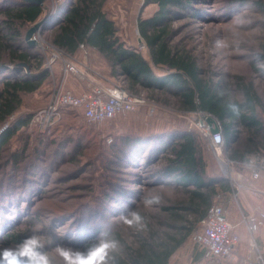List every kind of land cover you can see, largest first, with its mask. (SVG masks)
<instances>
[{
  "label": "rangeland",
  "instance_id": "1",
  "mask_svg": "<svg viewBox=\"0 0 264 264\" xmlns=\"http://www.w3.org/2000/svg\"><path fill=\"white\" fill-rule=\"evenodd\" d=\"M73 1L45 0L43 15L23 31L24 43L45 56L43 68L49 75L40 89L23 95L16 113L0 125L1 136L18 121L30 117L0 151V251L16 249L27 238L37 236L45 242L41 251L50 254L53 264H65L55 252L57 247L87 253L100 240H110L117 242V248L110 253L109 264H116V256L125 255L127 247H139L140 239L148 237L151 230L166 231L161 224L165 215L161 206L168 198H175L176 193L161 184L167 181L159 172L162 161H156L162 141L169 133L180 130H195L203 136L201 130L209 116L222 124L207 112L179 111L175 97L146 88H138V96L144 102L114 118L90 121L81 108L64 106L60 114L52 115L47 122L37 119L38 112L58 91L79 94L90 90L87 83L91 87L126 83L123 76L112 75L108 63L95 52L66 56L84 71L80 76L64 68L62 58L49 64L54 48L51 27ZM257 1L195 0L192 8L200 14H183L175 21L173 26L178 32L172 42L190 50L205 75L220 81L234 96L241 97L236 90L239 79L253 81L263 101L259 113L264 120V12L257 7ZM15 2L18 0H0V9ZM104 8L115 20L121 38L138 46L137 41L142 38L139 16L153 14L157 5L146 4L145 0H105ZM43 18L44 23L33 35L35 43L31 44L27 31ZM142 53L151 60L148 48ZM2 55L0 72L7 73L14 65L7 52ZM20 66L27 73L38 71H31L25 63ZM155 70L161 76L169 73L165 69ZM221 129L224 133L222 126ZM234 130L238 142L243 141L245 129L235 125ZM203 138L208 170L223 175L225 167L211 139ZM134 140L138 142L135 145ZM222 148L229 156L226 138ZM233 165L234 175L246 179L243 171L248 166L242 162ZM148 183L157 186L150 188ZM142 189L145 192L139 193ZM154 197L158 202L145 203ZM216 199V203L230 210L233 198L221 192ZM133 212L142 221L129 226L124 218H130ZM200 227L201 224L197 230ZM10 234L21 241L13 240ZM204 256V248L190 235L171 256L169 264H205Z\"/></svg>",
  "mask_w": 264,
  "mask_h": 264
},
{
  "label": "trees",
  "instance_id": "2",
  "mask_svg": "<svg viewBox=\"0 0 264 264\" xmlns=\"http://www.w3.org/2000/svg\"><path fill=\"white\" fill-rule=\"evenodd\" d=\"M194 1L145 0L146 4L157 5L153 14L139 16L138 19L139 32L151 60L137 46L121 38L115 20L104 8L105 0H74L62 18L51 27V40L68 56L80 52L81 44L90 51L94 50L108 63L112 75L124 77L126 83L121 86L133 94L141 93L138 88L161 90L176 98L179 111L212 114L222 124L229 157L235 162H245L251 155H264V120L259 113L263 101L254 82L239 79L236 90L240 91L241 97L234 96L220 81L205 75L190 50L172 42L178 32L173 23L183 14H200L192 8ZM256 5L264 12V0H258ZM44 9L42 5L23 0L0 9L3 15L0 20V64L3 62L2 54L7 52L10 63L14 65L7 73L4 70L0 72V125L16 113L23 95L40 89L49 75L43 68L46 62L43 53L39 54L23 39L24 29L36 22ZM21 63L30 66L31 71H38L27 73ZM156 68L169 73L161 76ZM27 118L0 136V151L17 130L28 123L30 117ZM235 125L245 129L243 141L238 142ZM174 132L162 141L161 153L156 157L157 162L162 161L159 172L167 180L161 184L171 187L176 193L175 198H168L161 206L165 214L161 224L166 231L158 233L151 230L148 237L140 239L139 247H127L125 255L116 256V264H169L171 256L217 204V196L232 190L227 177L208 170L203 136L195 130ZM137 143L134 140L133 145ZM148 185L150 188L157 186L155 183ZM144 192L139 190V193ZM9 237L21 241L12 234Z\"/></svg>",
  "mask_w": 264,
  "mask_h": 264
},
{
  "label": "built area",
  "instance_id": "3",
  "mask_svg": "<svg viewBox=\"0 0 264 264\" xmlns=\"http://www.w3.org/2000/svg\"><path fill=\"white\" fill-rule=\"evenodd\" d=\"M137 47L141 51L147 49L144 39ZM80 48L85 55L90 53L84 44H81ZM66 56L68 55L64 51L54 46L48 62L52 64L55 60L62 58L64 68L77 73L79 76L84 74V71L75 62L68 60ZM144 101L142 96L131 93L121 85L99 86L94 84L89 91L79 94L71 91H58L53 95L50 103L38 112L37 119L43 118L47 122L52 115L60 114L62 107L68 106L81 108L85 117L90 121H100L114 118L122 112L133 111ZM215 125L220 129L217 134L212 133V125L208 122L203 124L201 131L206 139H211L217 155L223 162L224 176L232 184V190L225 194L229 195L230 199L233 198L230 204L234 208L238 205L240 191L248 187V184L245 179L240 178V175L239 177L234 175L233 164L236 162L223 153L224 148L222 146L225 145V135L217 121L214 122L213 126ZM242 163L251 168L254 178H258L264 172V155H255L249 162ZM200 224L201 227L192 234V238L205 249V264H218L222 259L233 255L242 240L238 230L239 225H244L248 233V251L244 258L245 264H264V253L257 242L258 230L264 225V211L241 212L240 219L236 221L232 218L231 208L229 210L224 205L217 203L212 206L208 216Z\"/></svg>",
  "mask_w": 264,
  "mask_h": 264
},
{
  "label": "clouds",
  "instance_id": "4",
  "mask_svg": "<svg viewBox=\"0 0 264 264\" xmlns=\"http://www.w3.org/2000/svg\"><path fill=\"white\" fill-rule=\"evenodd\" d=\"M156 202L157 197L145 201L146 204ZM141 221V216L136 212L131 213L130 218H124V222L129 226L140 224ZM44 244L40 237L27 238L16 249L0 251V264H53L50 254L41 251ZM116 248V241L100 240L87 253H73L62 247H57L55 252L64 259L65 264H109L110 253Z\"/></svg>",
  "mask_w": 264,
  "mask_h": 264
},
{
  "label": "crops",
  "instance_id": "5",
  "mask_svg": "<svg viewBox=\"0 0 264 264\" xmlns=\"http://www.w3.org/2000/svg\"><path fill=\"white\" fill-rule=\"evenodd\" d=\"M137 42L138 44L140 43V37ZM81 51L83 52L82 49L80 52ZM93 51L91 50L90 52ZM87 85L91 88V83H87ZM246 168L247 169L243 171V174L246 175L245 180L248 187H245L240 191L238 205L234 208L231 207L232 218L236 221L240 219L241 212L264 211V172L260 174L258 178H254L251 168ZM238 230L241 234L242 240L236 247L234 254L231 257L226 258L222 264H244L243 260L247 250L248 233L244 225H239ZM258 243L264 253V226H261L258 230Z\"/></svg>",
  "mask_w": 264,
  "mask_h": 264
},
{
  "label": "water",
  "instance_id": "6",
  "mask_svg": "<svg viewBox=\"0 0 264 264\" xmlns=\"http://www.w3.org/2000/svg\"><path fill=\"white\" fill-rule=\"evenodd\" d=\"M24 1L30 2V3H35L38 5H43L45 0H24ZM44 21H45V18H43L41 21L35 23L33 26H31L28 29L27 34H26V38L31 44L35 43V41L33 39V35L40 28V26L44 23ZM142 41H143V38L140 37V42H142ZM207 122L212 125V127H211L212 133H214V134L219 133L220 129L217 125L213 126L215 120L211 116L207 117Z\"/></svg>",
  "mask_w": 264,
  "mask_h": 264
},
{
  "label": "bare ground",
  "instance_id": "7",
  "mask_svg": "<svg viewBox=\"0 0 264 264\" xmlns=\"http://www.w3.org/2000/svg\"><path fill=\"white\" fill-rule=\"evenodd\" d=\"M226 166V165H225ZM224 175V174H223Z\"/></svg>",
  "mask_w": 264,
  "mask_h": 264
}]
</instances>
